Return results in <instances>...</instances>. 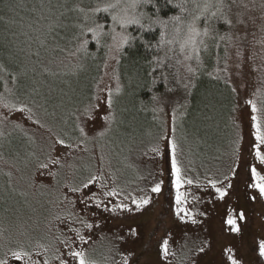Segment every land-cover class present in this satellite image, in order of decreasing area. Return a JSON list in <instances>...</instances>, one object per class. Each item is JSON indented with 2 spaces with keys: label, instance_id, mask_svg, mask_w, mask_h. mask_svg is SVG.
<instances>
[{
  "label": "rangeland",
  "instance_id": "374dc122",
  "mask_svg": "<svg viewBox=\"0 0 264 264\" xmlns=\"http://www.w3.org/2000/svg\"><path fill=\"white\" fill-rule=\"evenodd\" d=\"M7 1V21L0 29V68L4 74L0 76V255L18 241L48 243L53 218L64 212L58 207L65 195L64 185L78 184L91 172L103 173L105 179L85 191L89 195L95 192L104 204L90 205L88 209L77 205L75 210L94 224L92 230L83 231L86 238L90 237L87 250L100 264H122L121 252L130 253V264H161L158 243L165 234L175 241L171 251L176 255L170 257V264H219L225 245L238 248L244 264H260L252 241L264 236V202L259 198L251 201L245 195L243 170L233 180L236 191L229 200V206L239 205L246 214L247 219L240 222L242 235L230 234L226 228L222 231L224 202L217 201L214 190L205 185L206 177L227 173L235 166L234 141L239 134L244 136L243 147L247 146V119L241 122L236 111L245 92L261 89L258 95L264 97V8L260 6L264 0H238L234 5L232 0H225L233 24H227L226 34L220 38L227 37L225 76L238 90L234 120L224 113L219 91L207 92L209 100L195 109L183 99L196 80L194 71H188L189 66L195 70L198 64L195 53L193 59H184L190 49L184 53L178 49L174 81L167 91L157 92L154 114L152 105L133 100L136 88L130 84L132 76L118 66L120 53L109 51L111 40L104 62L97 47L88 49L85 55L76 52L75 41L72 49L71 37L79 31V24L69 20L66 0H35L29 8L25 6L28 0ZM238 19L244 23H238ZM199 27L202 29L203 25ZM186 36L187 28L180 42ZM201 38L205 40L207 36L198 40ZM213 40L208 38L200 45V53L215 54L218 47ZM100 61L103 64L99 75ZM118 82L120 92L115 91ZM107 88L112 89L114 100L111 131L87 140L79 148L75 144L72 148L55 145L53 133L78 137L74 114L78 115L101 89ZM211 95L218 100L211 101ZM22 107L26 110L19 112ZM37 120L39 124L35 123ZM99 123L89 124L88 129L99 131ZM173 138L178 143L177 159L182 173L194 181L181 191L187 194L186 207L197 224L178 220L172 211L175 189L168 171L170 149H165V142ZM157 145L162 155L152 153ZM53 147L61 157H70L67 163L73 167L59 169L51 183L46 177L34 179L38 159L44 160ZM160 180L164 181L162 191L152 193L151 187ZM105 183V191L116 188L121 194L104 198L100 185ZM129 195L148 197L151 202L137 211L130 200L123 199ZM121 202L128 203L133 211L105 210ZM132 229L137 235L130 234ZM52 232L56 229L52 228ZM120 236L124 240L116 239ZM242 241L247 242L243 247ZM201 246L205 247L204 253L197 251Z\"/></svg>",
  "mask_w": 264,
  "mask_h": 264
},
{
  "label": "snow or ice",
  "instance_id": "6c2138e0",
  "mask_svg": "<svg viewBox=\"0 0 264 264\" xmlns=\"http://www.w3.org/2000/svg\"><path fill=\"white\" fill-rule=\"evenodd\" d=\"M237 2L238 0H232L233 5ZM240 2L242 3V0ZM190 4L194 9H199V14L193 15L190 12ZM260 6L264 8V2ZM163 7H172L178 10V14L164 18L161 15ZM213 7H215V10L211 11L210 15H208L209 9ZM244 7L247 8L248 5L245 4ZM117 9H120V11H116ZM77 10L85 13L84 8H78ZM88 11L92 14H106L107 17H110V22L105 18L103 22L99 19L93 20L91 26L86 23L77 25L79 31L74 37L77 42L76 52H83L85 55L88 54V46L91 41H94L96 46H100L102 39L111 40L112 44L109 47V51L114 49L117 53H123L125 45L131 46L135 41H140L146 49L173 45L177 43L176 38H166L169 24H173V30L178 36L181 32L180 25L185 23L184 17L187 15L191 19L187 23L186 38L182 42H179V50L181 53H184L186 48L190 49L189 53L184 56L185 60L193 59V53H195V59L199 60V46L204 44V40L202 38L198 40V37H204L209 34L208 25L215 20H222L228 25L233 24V20L229 18L230 7L225 3V0H217L215 5L208 2L201 5L199 0H114V2L107 3L102 7L98 4L95 7L89 8ZM236 15L239 16L240 14L237 13ZM84 19L85 21L88 19L86 13ZM2 20L3 17L0 16V21ZM237 22L240 24L244 23L243 20L239 19ZM198 25H203V28L201 29ZM132 27H135L137 35H133L129 31ZM146 32L157 33L155 43L144 39V33ZM168 51H172V49L169 47ZM72 54L75 55V53ZM116 58L115 56L113 57V59ZM177 62L179 63V61ZM188 71L193 72L194 69L189 66ZM165 80H167V77H165ZM117 81H119V77H117ZM115 91H121L119 82ZM231 91L236 93L238 90L236 87H233ZM104 92L107 95H104ZM260 92L261 89H256L250 94L245 92L241 98L242 103H238L237 105L236 111L239 112L241 122L245 118L247 119L249 139L246 147H243L244 136L242 134H239L237 140L234 141L235 166L230 167L227 173L206 177L205 186L214 190V197L217 201L224 202V212L221 218L222 231L226 228L230 234L242 235L243 228L240 222L247 219L245 212L240 210L239 205L229 206L231 195L236 191V185H234L233 180L239 178L241 169L244 173L245 195L251 201L259 198L264 202V97L258 95ZM153 98L155 99V97ZM113 104L112 89H101L100 94L96 95L93 101L85 106L78 115L74 114L76 120L74 131L78 133V137H67V134L62 137L59 134L53 133L54 144L66 145L67 148H72L73 144H75V147L79 148L81 144L89 139L95 140L96 136H105L111 131V125L115 120L112 111ZM4 106L8 107L7 104ZM25 110L24 107L18 109L19 112H24ZM27 111L30 113L31 109H27ZM28 118L31 119V115ZM97 121L101 122L98 125L99 131H96L95 128L88 129L89 124ZM35 123L39 124V120L35 121ZM89 132H94L95 135L90 136ZM69 140L72 142H68ZM177 148L178 143L175 138L166 140L165 149H170V167L168 171L171 186L175 189L174 202L171 206L172 211L178 220L182 222L190 221L191 224H197L198 220L192 211L186 207L187 194L181 191L185 185H193L194 181L192 178L183 175L182 168L177 159ZM151 151L156 155H162L158 145L154 146ZM69 158L61 157L54 147L51 148L45 154L44 160L38 159L34 179L39 180L42 177H46L48 182L51 183L58 176L59 169L73 167L67 163ZM101 159L103 158L101 157ZM53 168H56L57 171H53ZM163 174L164 170H161V175ZM103 179H105L103 173L95 174L89 172L87 176L79 180L78 184L75 182L65 184V195L58 205V207L64 209V212L62 215H56L53 218L54 222L52 223V227L49 228L51 240L48 243L18 241L14 245L7 247L6 251L0 255V264H100V261L87 250L90 237L86 238L83 231L92 230L94 224L90 222L87 216L82 215L75 209L77 205L82 206V209H88L90 205L101 207L104 204V201L95 192L89 195L85 191L89 189L90 185H94ZM163 183V180L156 182L150 191L152 193H160ZM199 186V183H197V187ZM100 188L104 198L115 197L121 194L116 188L105 191L104 189L108 188L107 183L101 184ZM70 196H74L75 199H70ZM123 199L130 200L131 205H134L137 211L144 209L151 202L150 198L143 196L138 198L129 195L124 196ZM117 209L127 212L133 211V208L124 202L114 204L111 209L105 207L106 211L115 212ZM92 215L94 216L95 213ZM204 215L205 213H200L201 217ZM52 228H55L56 232H52ZM130 234L132 236L137 235L135 229H132ZM116 239L122 241L124 237L120 236ZM174 242V238L170 234H165L159 238L158 247L162 256L161 264H170V257L176 255L171 251V244ZM245 243L247 242L242 241L241 247ZM252 250L260 258V264H264V236L253 239ZM197 251L204 253L205 247H198ZM238 253L239 249L235 246L225 245L221 250L219 264H244L243 258ZM120 255L122 264H130V253L125 255L121 252Z\"/></svg>",
  "mask_w": 264,
  "mask_h": 264
},
{
  "label": "trees",
  "instance_id": "16d2710c",
  "mask_svg": "<svg viewBox=\"0 0 264 264\" xmlns=\"http://www.w3.org/2000/svg\"><path fill=\"white\" fill-rule=\"evenodd\" d=\"M109 0H66L67 7L70 8L69 20L75 22L76 24H87L89 26L92 25L93 20L99 19L101 22L107 18L110 20V17H107L106 14H92L88 11L89 8L95 7L99 4V6H104L108 3ZM201 5L203 3L208 2L213 5L217 3V0H199ZM7 0H0V16L3 17V20L0 21V29L4 24H6L7 18L5 15V10L7 8ZM35 4V0H28L27 4L28 8L31 5ZM58 5H60L58 3ZM78 8H84L85 13L88 15L87 21H85V13L79 12ZM189 10L193 15L199 14V9H194L193 6L189 5ZM215 7L209 9L207 13L210 15L211 11H214ZM178 14V10L173 9L172 7H163L161 10V15L164 18H167L170 15ZM185 23L180 25L181 32L177 36V34L173 30V24L170 23L167 29V39L176 38L177 43H174L170 46H163L161 48L153 47L151 49H146L143 47L140 41H135L131 46L125 45V50L123 53H120V59L118 62V66L121 71H126L128 74L132 76L131 85L136 88L135 94L133 96V100L135 102L140 101V103H144L145 106L152 105L154 109V114L157 109V101L156 95L157 92H165L167 91V87L170 86V82L174 81V74L176 69V62L179 56L178 47L179 42L183 36L185 29L187 28V23L190 21L191 17L185 15L184 17ZM203 19V18H202ZM199 26V25H198ZM202 26V25H200ZM209 34L204 42H207L208 38H214L213 42L217 44V52L215 49V54L213 52L200 53L202 57L198 60V64L195 66L194 74H196V80L190 84L189 92L183 97L186 100L188 105L195 109L202 102H206L209 100V96L206 94L211 91H219L222 93L223 98H219V102L221 106H225V114L230 115L234 120V108H235V100L236 93H233L231 89L233 85L228 81L225 74V64H226V45L224 43L225 38H220L222 33H225L227 24H225L222 20H215L214 22L208 25ZM129 31L133 35H137L135 27L129 29ZM226 34V33H225ZM76 34H73L71 37L72 49H75V37ZM144 39L152 41L155 43L157 39V33L155 32H146L144 33ZM107 39L101 40V45L96 46L94 41H91L88 49L92 50L93 48H98V54L103 58V62L107 55ZM171 48L172 51H168V48ZM177 48V50H176ZM155 57V59H154ZM102 61L99 63V68H97L98 74H101L102 71ZM162 65V66H158ZM211 73V75H209ZM3 75L2 69L0 68V76ZM167 77V80H165ZM3 88L0 87V90ZM155 97V99L153 98ZM211 101L218 100L217 98L210 96ZM182 99V100H183Z\"/></svg>",
  "mask_w": 264,
  "mask_h": 264
}]
</instances>
